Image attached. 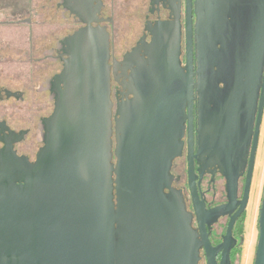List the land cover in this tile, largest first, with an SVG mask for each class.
Here are the masks:
<instances>
[{
  "label": "water",
  "instance_id": "obj_1",
  "mask_svg": "<svg viewBox=\"0 0 264 264\" xmlns=\"http://www.w3.org/2000/svg\"><path fill=\"white\" fill-rule=\"evenodd\" d=\"M198 4L205 23L206 0ZM255 7L251 29L241 30L237 39L238 46H245L242 61L219 66L227 86L228 119L213 132L221 142L213 152L221 156L228 179L227 204L208 209L199 202L190 160L201 234L192 227L182 193L171 185L167 144L125 132L114 151L109 37L88 26L70 38L76 45L69 46L64 69L55 77L53 85L63 87L56 92L54 112L43 120L44 145L36 161L18 156L0 161V264H199L202 247L207 264H232L233 229L249 201L254 152L242 207L231 215L221 243L212 244L208 227L239 202L234 164L250 126L237 118L248 107L238 100L261 90V114L264 109V0H256ZM163 49L164 90L178 93L183 112V100L192 90L190 33L185 66L181 46ZM258 224L254 264H264V195Z\"/></svg>",
  "mask_w": 264,
  "mask_h": 264
},
{
  "label": "flooded vegetation",
  "instance_id": "obj_2",
  "mask_svg": "<svg viewBox=\"0 0 264 264\" xmlns=\"http://www.w3.org/2000/svg\"><path fill=\"white\" fill-rule=\"evenodd\" d=\"M32 1L0 0V27L14 28L11 34L0 32V65L12 66H0V161L11 162L15 156L36 161L44 145L43 120L54 112L56 92L63 87L53 85L55 77L64 69L69 46L76 45L70 38L91 26L109 37L114 151L125 132L167 144L171 185L182 193L192 215V227L201 234L190 183V160L199 202L208 209L227 204L228 179L221 169L224 165L219 163L221 156L213 152V146L221 144L213 132L228 119L224 108L227 86L219 66L242 61L245 46H238L237 39L241 30L251 29L256 0H206L205 23L200 20L198 0H48L41 10ZM188 32L192 90L183 100L186 106L182 112L178 93L164 90L161 64L165 61L163 47L181 46L180 62L186 65ZM238 102L248 107L237 118L243 126H250L234 164L239 173V202L231 214L208 227L216 246L223 241L231 215L242 207L240 201L255 154L250 197L234 224L236 242L231 257L241 245L238 229L242 220L245 228L264 126L261 90L257 96ZM218 153L222 155L221 150ZM113 161H117L115 153ZM165 192L170 190L165 188ZM201 256L199 264H207L204 247Z\"/></svg>",
  "mask_w": 264,
  "mask_h": 264
},
{
  "label": "rangeland",
  "instance_id": "obj_3",
  "mask_svg": "<svg viewBox=\"0 0 264 264\" xmlns=\"http://www.w3.org/2000/svg\"><path fill=\"white\" fill-rule=\"evenodd\" d=\"M48 0H33L32 4L35 8L41 10V5L45 3ZM48 3V2H47ZM13 27V26H12ZM13 33L14 28H2L0 27L1 33ZM27 65V64H26ZM4 68H10L12 67L11 64L0 65ZM23 70L27 71L24 67H20ZM29 68V67H28ZM23 73V72H22ZM25 74V73H23ZM264 195V192H263ZM252 209L249 207L246 222H245V228H244V240L241 244L240 248L241 251L239 253H235L232 257V264H254L255 256H256V250L258 245V238H259V224H258V216L255 215L254 221L251 225V216H252ZM253 226V228H252ZM252 229V231H251ZM204 264V263H203Z\"/></svg>",
  "mask_w": 264,
  "mask_h": 264
},
{
  "label": "crops",
  "instance_id": "obj_4",
  "mask_svg": "<svg viewBox=\"0 0 264 264\" xmlns=\"http://www.w3.org/2000/svg\"><path fill=\"white\" fill-rule=\"evenodd\" d=\"M264 192V126H263V133H262V140L260 145V151H259V157H258V163L254 178V186H253V192L252 197L250 201V208L252 209V216H251V225L253 223V219L260 213V207L262 202ZM259 219V216H258ZM253 228V226H252ZM252 231V229H251Z\"/></svg>",
  "mask_w": 264,
  "mask_h": 264
},
{
  "label": "trees",
  "instance_id": "obj_5",
  "mask_svg": "<svg viewBox=\"0 0 264 264\" xmlns=\"http://www.w3.org/2000/svg\"><path fill=\"white\" fill-rule=\"evenodd\" d=\"M238 231H239V233L241 234V243L240 244H242L243 243V240H244V237H243V234H244V220H242L241 221V223H240V225H239V229H238ZM241 246V245H240ZM240 246H239V248H237V250L235 251V253H239L240 251H241V248H240ZM234 253V254H235Z\"/></svg>",
  "mask_w": 264,
  "mask_h": 264
}]
</instances>
